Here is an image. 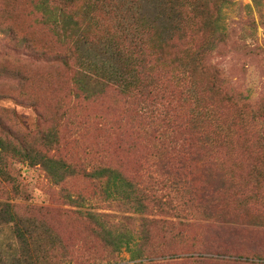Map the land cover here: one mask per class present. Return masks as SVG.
I'll list each match as a JSON object with an SVG mask.
<instances>
[{
  "label": "rangeland",
  "instance_id": "374dc122",
  "mask_svg": "<svg viewBox=\"0 0 264 264\" xmlns=\"http://www.w3.org/2000/svg\"><path fill=\"white\" fill-rule=\"evenodd\" d=\"M35 1L0 0V8L12 12L10 18L2 17L6 13L0 14V21L10 22L13 28L18 26L21 29L18 34L31 39L38 48L54 45L57 38L44 24L42 15L34 12ZM125 1H130L129 5L134 2ZM186 1L184 18L179 20L169 18L166 5L169 7L170 4L165 3L166 0H140L138 16L135 19L129 17L124 24L125 31L117 30L120 33L112 37L128 34L135 38L139 32H136L137 28L147 22L161 28V37L168 38L165 28L184 24V48L177 36L164 45L165 54L161 57L165 63L177 61L183 57V51L185 56L196 50L197 39L200 45L208 39L213 32L209 28L210 33L205 34L202 26L219 16V0ZM54 3L58 5L56 1ZM194 6H198L199 13L204 15L202 26L193 19ZM62 7L59 5V9ZM101 10L107 14L104 7L96 6L93 15ZM222 16L217 41L203 56L206 69L202 84L210 81L213 72L218 71L226 91L234 94L233 99L240 103L246 101L242 106L246 104L256 116L264 117V0H232L222 8ZM98 21L109 25L100 13ZM106 33L99 31L97 36L93 35L96 37L93 42L80 47L85 63L90 61L103 69L120 66L109 50L110 38L107 39ZM9 44L0 33V67L19 68L21 73L33 78L35 85L23 86L6 70L0 69L1 137L6 136L16 144L30 145L71 164L78 171L77 175L56 185L40 165L32 167L17 158L7 157L6 173L0 174V203L12 205L22 216L25 223L21 228L29 230L37 241V245L32 246V254L42 246L40 259L43 261L47 257V263L140 262L134 261L125 249L115 253L101 242L96 235L97 226L80 214L92 212L109 215L105 220L115 228L129 229L144 255L184 257L156 258L154 261L157 262L153 264H253L244 261H264V208L252 200L264 198V164L257 163L260 172L252 164L259 147L256 142L245 144L247 136L239 131V135L232 137V143H229L230 138H224L225 146L237 150L228 162L220 154L212 162L209 154L212 149L207 145L206 149H201L202 160L186 161L165 169L155 153L158 137H165H160L156 125L143 115V104L138 99L129 100L111 89L99 100L84 101L75 96L70 70L29 57L21 50H13ZM47 78L55 83L52 85ZM23 94L34 95L45 110L46 119L60 129V143L56 147L43 145L40 128L49 122L41 121L39 114L23 103ZM208 97L223 112L221 98L213 99L211 94ZM169 102L168 99L162 103ZM61 107L65 112H60ZM228 112L233 110L228 108ZM64 113L67 118H62ZM180 115L184 117V109ZM256 135L264 139V128ZM187 137L184 128L177 132V139L182 142ZM250 166L254 172H250ZM103 167L116 168L137 184L146 194L145 212L106 200L101 193L102 183L86 175ZM70 197L78 199V204L71 202ZM248 198L251 200L246 201ZM29 240L32 242L33 238L29 236ZM27 250L17 239L14 223L5 222L0 212V264L17 261L26 264L24 253L31 256V251L26 253ZM204 251H219L202 257L223 261L200 260L202 257L198 252Z\"/></svg>",
  "mask_w": 264,
  "mask_h": 264
},
{
  "label": "trees",
  "instance_id": "16d2710c",
  "mask_svg": "<svg viewBox=\"0 0 264 264\" xmlns=\"http://www.w3.org/2000/svg\"><path fill=\"white\" fill-rule=\"evenodd\" d=\"M3 1L7 2L8 0ZM55 1L58 5H55ZM166 1L165 3L170 4L169 7L166 5L169 18L176 17L179 20L184 18V0ZM219 1L218 18L212 23L206 21V26L201 24L204 15L199 13L198 6H194L196 9L192 11L195 15L193 19L197 20L198 24L203 27L205 34L210 33L209 28L213 33H210L208 39L201 45L198 44L197 39V48L194 52L184 56L183 51L181 59L168 63L161 59L165 54L164 45L172 42L178 36V40L183 42L184 48V24L165 28L168 38L161 37V28L147 22L137 28L136 32H139L135 38H131L128 34L112 37L119 34V31H125L126 25L124 24L129 17L135 19L138 16L140 0H134L132 5H129L130 1L126 2L125 0H36L33 2L34 7H32L35 8L36 11L34 12L37 15H42L44 24L57 38V43L54 45L38 48L31 39L18 34L21 30L18 26L13 28L10 22L8 24L6 20L0 21V33L9 40V45L13 50H21L27 56L51 64L56 68L62 67L70 70L75 96L84 101L99 100L111 89L129 100L138 99L143 104V115L149 119L151 124L156 125L157 132H161L160 137H165L164 139L158 137L155 145V153L165 169L176 167L182 163L185 164L186 161L202 160L201 152L203 150L201 149H206L204 147L207 145L212 149L209 153L212 162H215L219 154L228 162V159L231 155L236 154L237 150L231 146H225L224 138L227 137L231 140L233 136L239 135V131L247 136L248 140H244L245 144H251L252 141V143L256 142L259 145L252 162L258 169L257 163L259 161L264 164V139L257 137L256 132L264 128V117L256 116L246 108L248 105L242 106L246 101L236 102L233 99L234 94L227 92L223 86L224 81L218 71L213 72L210 81L205 85L202 84V77L205 75L206 69L203 56L211 50L217 41L216 33L223 19L222 8L227 3L232 2V0ZM59 5H63V7L59 9ZM96 6L106 9L107 14L102 10L98 14L104 16L109 25L98 21L97 13L93 15ZM2 13H6L2 17L10 18L12 16V12H9L7 8H0V14ZM78 13H82V15L79 16ZM84 22H87V25H84ZM138 24L141 25V23ZM101 30L104 34L108 31L105 36L107 39L110 38L108 40L109 50L114 55L116 62L120 64L119 67L113 66L111 69H103L90 61L85 63L82 59L80 47H84L86 42H93L96 38L93 35L97 36ZM104 37L99 38L103 40ZM0 69L6 70L14 81L23 86L35 85L33 78L21 73L17 67L9 69L0 67ZM61 77L64 78L63 75ZM47 79L52 85L55 83L54 80ZM176 86H179V90H176ZM208 94H211L213 99L217 96L221 98L220 103L224 113L218 106L211 103L213 100L208 97ZM22 98H24L23 103L29 104L39 114L41 121L46 119V112L39 105L34 95L23 94ZM168 99L171 102L166 105L162 103ZM173 102L178 104L181 109L177 108ZM65 107H67L66 103ZM228 108L232 109L233 112L229 113ZM183 109L184 117H181L180 111ZM63 110L65 108L61 107L60 112ZM62 118H67V114L64 113ZM45 121L49 124L40 128L41 140L47 148H54L60 143V129L51 121L47 119ZM182 128H184L185 133H188V137L183 142L182 139H177V132ZM7 130L10 131V129ZM10 135L12 138L15 137V135ZM216 136L218 138H215ZM232 142L233 140L229 141V143ZM245 150L248 154V150ZM7 157L17 158L20 162L32 167L40 165L56 185L62 184L78 174L77 169L65 161L39 152L30 145L16 144L8 137L5 136L4 138L0 135V174L6 173ZM250 167V172H254L253 167ZM258 171L260 172L261 169ZM258 174L256 173L257 176ZM86 175L102 183L101 193L107 201H118L123 205L131 206V209L137 212H145L147 208L146 194L139 189L133 180L116 168H97ZM70 199L75 204L79 202L78 199L71 197ZM245 200L248 201L251 198ZM252 200L256 205L259 204L260 207L264 208V198L262 200L252 198ZM0 212L3 214L5 222L14 223L15 233L21 247L28 249L26 253L31 251V256L24 253V256L27 257L26 264H56L52 261L47 263L45 261L47 257L43 261L40 259L42 246L37 247L36 252L32 254V246H36L37 241H34L29 230L21 228L25 222L12 205L0 203ZM80 214L97 226L96 235L106 247L115 253H120L125 249L131 253L134 261L140 260L136 264H153L157 262L154 261L156 258L157 260L160 258L164 260L184 258L177 257L176 254L156 257L144 255V250L139 247L136 237L129 229L115 228L106 222L105 219L109 215L92 212L87 214L80 212ZM28 233L33 238L32 242L29 240ZM52 246H55V242H52ZM204 250L208 251L207 249ZM198 253L202 257V255H214L220 252L208 253L204 251ZM200 260L223 261L212 259V257H202ZM244 262L264 264V261L258 263H254V261ZM13 264L23 263L17 261Z\"/></svg>",
  "mask_w": 264,
  "mask_h": 264
}]
</instances>
